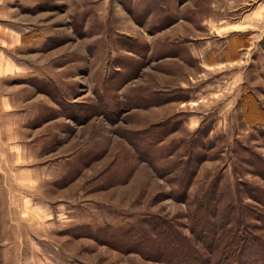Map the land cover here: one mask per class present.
<instances>
[{"label": "rangeland", "instance_id": "1", "mask_svg": "<svg viewBox=\"0 0 264 264\" xmlns=\"http://www.w3.org/2000/svg\"><path fill=\"white\" fill-rule=\"evenodd\" d=\"M46 1L0 83L7 258L264 264V0Z\"/></svg>", "mask_w": 264, "mask_h": 264}, {"label": "crops", "instance_id": "2", "mask_svg": "<svg viewBox=\"0 0 264 264\" xmlns=\"http://www.w3.org/2000/svg\"><path fill=\"white\" fill-rule=\"evenodd\" d=\"M45 1L46 0H0V83L7 82L8 80L19 75H22L23 77L31 74L29 71V68L31 69V67H29L28 63L24 64L26 69L22 71L18 69V64L22 61L20 58L24 57V54L27 50V42L33 41L36 35V26L34 21L24 18L25 13L23 12H29V10H32L37 4H43ZM46 2L48 4V0ZM49 26L44 25L43 23L41 27L42 29L39 32L44 34L46 31H48ZM26 55H28V53ZM13 99L14 98H12V94H10V92H7L6 95L0 92V107L3 111L6 108L5 106L8 107L13 104L11 102L17 101V99H14L16 101ZM3 119L4 120H1L2 129L0 130V140L3 138L9 139L12 137L10 134L13 121L11 120L10 116H3ZM3 123L6 124V126L3 125ZM15 123L16 124H14V126L16 125L17 127V122L15 121ZM21 127L22 130H25L23 126ZM13 128L12 131H14ZM25 132L26 131H23L22 135H25ZM17 155V158L19 159L20 152H17ZM26 179L25 183L27 181L30 182L31 179L32 183L33 181L34 183H37V181L40 179V176L39 173L34 174L29 170ZM24 200L25 199L21 200V202L23 203ZM14 225L16 226V224ZM23 226L26 229L25 231H32L33 233L38 231L33 226L32 222L24 223ZM5 251L6 249H0V264H19L17 261H12L9 254L7 258Z\"/></svg>", "mask_w": 264, "mask_h": 264}, {"label": "trees", "instance_id": "3", "mask_svg": "<svg viewBox=\"0 0 264 264\" xmlns=\"http://www.w3.org/2000/svg\"><path fill=\"white\" fill-rule=\"evenodd\" d=\"M153 230L155 231V236H156V238H154V240H157V237H160V238H162V239H166L167 241H173V237H169V235L167 234V232H162L161 230H159L158 228H156V227H154L153 226ZM143 232V231H142ZM142 232H140L139 234H141ZM143 233H145V232H143ZM145 237V236H144ZM168 238V239H167ZM139 240H140V238H138ZM145 239V238H144ZM146 241H147V239H146ZM132 243H137V242H134L133 240L131 241ZM174 242V241H173ZM184 250H186L188 253L190 252V254L192 255V253L194 252L190 247H188L187 245H185L184 246ZM228 250V249H227ZM192 251V252H191ZM229 252V251H228ZM228 252H226V253H222L221 252V255H224L225 254V256H228V258H229V256L230 255H228L229 253ZM140 253H142V256L143 257H145V258H149L150 257V255H148V254H145V252L143 253L142 251H140ZM242 253V252H241ZM239 255H241V254H239ZM188 256L189 255H186L185 257L186 258H188ZM196 258H197V256H196ZM202 261V260H201ZM199 264H205V263H203V262H200Z\"/></svg>", "mask_w": 264, "mask_h": 264}]
</instances>
